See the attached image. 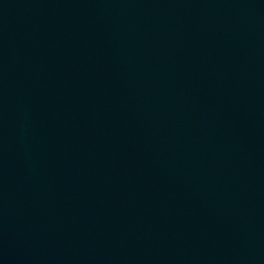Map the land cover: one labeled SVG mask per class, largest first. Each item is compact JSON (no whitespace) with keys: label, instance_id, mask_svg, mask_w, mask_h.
Segmentation results:
<instances>
[{"label":"water","instance_id":"1","mask_svg":"<svg viewBox=\"0 0 264 264\" xmlns=\"http://www.w3.org/2000/svg\"><path fill=\"white\" fill-rule=\"evenodd\" d=\"M0 264H264V0H0Z\"/></svg>","mask_w":264,"mask_h":264}]
</instances>
